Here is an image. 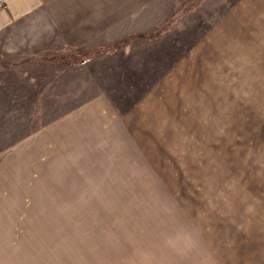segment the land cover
Instances as JSON below:
<instances>
[{
  "label": "rangeland",
  "instance_id": "1",
  "mask_svg": "<svg viewBox=\"0 0 264 264\" xmlns=\"http://www.w3.org/2000/svg\"><path fill=\"white\" fill-rule=\"evenodd\" d=\"M38 24L0 46V264H264V0Z\"/></svg>",
  "mask_w": 264,
  "mask_h": 264
},
{
  "label": "crops",
  "instance_id": "2",
  "mask_svg": "<svg viewBox=\"0 0 264 264\" xmlns=\"http://www.w3.org/2000/svg\"><path fill=\"white\" fill-rule=\"evenodd\" d=\"M90 2L91 0H0V46L5 45L2 51H16L15 38L29 35V32L23 35L19 30L35 28L44 20H57L58 12L67 5ZM38 26V30L42 29Z\"/></svg>",
  "mask_w": 264,
  "mask_h": 264
}]
</instances>
